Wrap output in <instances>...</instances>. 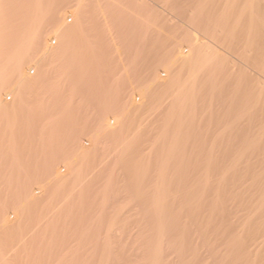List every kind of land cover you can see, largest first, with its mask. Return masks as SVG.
Returning a JSON list of instances; mask_svg holds the SVG:
<instances>
[{"label": "rangeland", "instance_id": "obj_1", "mask_svg": "<svg viewBox=\"0 0 264 264\" xmlns=\"http://www.w3.org/2000/svg\"><path fill=\"white\" fill-rule=\"evenodd\" d=\"M7 1L0 263L264 264V74L213 36L239 9Z\"/></svg>", "mask_w": 264, "mask_h": 264}, {"label": "bare ground", "instance_id": "obj_2", "mask_svg": "<svg viewBox=\"0 0 264 264\" xmlns=\"http://www.w3.org/2000/svg\"><path fill=\"white\" fill-rule=\"evenodd\" d=\"M7 1V0H6ZM212 1V0H211ZM220 1H222V0H220ZM8 2V1H7ZM12 2V1H11ZM204 2V1H203ZM209 2V1H208ZM5 3V2H4ZM218 4H219V2H217ZM223 3V2H222ZM224 7H225V9H233V7H235L237 10L239 9V11H238V17H237V20H236V17H234V15H233V17H232V19H234L235 18V20H236V22L234 23V26H233V28H232V30L231 31H228V30H226L227 28H226V22H230V21H226V18H223L224 19V21L222 22L221 21V25L223 26L221 29H215V28H213L214 29V34L213 33H211V36H212V34H213V36L214 35H216V36H219V34H221V36L222 37H220L219 36V38L221 39V41H223L224 43L226 42V44L227 45H224V46H227L230 50H232L234 53H236V55L237 54H239V52H240V54L242 55L241 56V58H244L245 60L247 59L249 62L248 63H251L254 67H256L257 69H259V71L258 72H261V73H263L264 74V0H225L224 1ZM37 2H36V5H35V7L36 8H34V10L36 9V14H37V12H38V14H40L41 15V9H39L38 7H37ZM198 4V3H197ZM28 6V5H27ZM213 6V5H212ZM221 6V5H220ZM223 6V5H222ZM221 6V7H222ZM230 7V8H229ZM3 8V7H2ZM28 8V7H27ZM220 8V7H219ZM177 9V8H176ZM12 11V10H11ZM226 11V10H225ZM225 11H224V13H225ZM230 12H231V10H229ZM8 12V11H7ZM46 12V11H45ZM227 12V11H226ZM22 13V12H21ZM232 13V12H231ZM234 13V12H233ZM232 13V14H233ZM237 13V12H236ZM44 14V13H43ZM232 14H230L229 13V16H231ZM235 14V13H234ZM4 15V14H3ZM34 15V14H33ZM197 15V14H196ZM227 15H228V13H227ZM38 16V15H37ZM212 16V15H211ZM235 16H237V14H235ZM28 17V16H27ZM193 17V16H192ZM196 17V16H195ZM220 17H221V15H220ZM15 18V17H14ZM44 18V17H43ZM190 18V17H189ZM218 18V17H217ZM9 19V18H8ZM35 19V18H34ZM38 20V19H37ZM193 20V19H192ZM198 20V19H197ZM200 21V20H199ZM35 23V22H34ZM231 23V22H230ZM12 25V24H11ZM22 25V24H21ZM193 26V25H192ZM236 26H238V27H242V29L245 31L244 33H243V35H242V37L241 38H243V42H242V40L240 39H237L236 38V34H235V32H239L240 33V31H236L237 30V27ZM38 28V27H37ZM210 28V27H209ZM230 28H231V26H230ZM224 30H226V31H228V32H226V33H224L223 31ZM14 32V31H13ZM210 32V31H209ZM212 32V31H211ZM242 32V31H241ZM27 33V32H26ZM238 33V35H240ZM21 34V33H20ZM11 37V36H10ZM25 37V36H24ZM215 38H217V37H215ZM25 38H23V41H22V39H21V41L22 42H20V44L17 46V48L16 47H14V48H16V49H14L12 52H11V54L9 55V58H8V62H10L11 64H12V67L14 68V69H16V70H20L23 66H22V61H23V59L25 58V55H27L26 54V52H27V50H28V34H27V37H26V39L24 40ZM212 39H214V38H212ZM211 40V39H210ZM217 40V39H216ZM218 41H220V40H218ZM31 42V41H30ZM33 42V41H32ZM208 44V43H207ZM220 44V43H219ZM222 47V46H221ZM10 49V48H9ZM200 50H201V48H200ZM204 50V49H203ZM209 50H211V48L209 49ZM202 51V50H201ZM207 51V50H206ZM213 51V50H212ZM227 51V50H226ZM221 52V51H220ZM228 52V51H227ZM205 53V55L204 56H206V58L208 59V57L207 56H212V54L210 53H208V55H207V53L206 52H204ZM213 53H214V51H213ZM216 54H218L217 52H215L214 54H213V57H215L217 60H219V58H217L216 57ZM230 54V53H229ZM28 56V55H27ZM240 56V55H239ZM236 57V56H235ZM234 57V58H235ZM224 57H222V59H223ZM221 59V58H220ZM238 59V58H237ZM7 60V59H6ZM203 60H205V58L203 59ZM226 59H224L223 60V62H222V60H221V62L222 63H225L226 61H225ZM246 60V61H247ZM27 61H29V59H27ZM234 61V60H233ZM7 62V63H8ZM217 62V61H216ZM5 63V62H4ZM27 63V62H26ZM210 63V62H209ZM212 63V62H211ZM228 63V62H227ZM227 63H225V67H227L228 66V64ZM242 63V62H241ZM215 64V63H214ZM229 65H232L230 62H229ZM245 65V64H244ZM29 66V65H28ZM222 66H223V64H222ZM252 66V67H253ZM214 67H216L215 65H214ZM246 67V66H245ZM248 67V66H247ZM8 68V67H7ZM10 68V67H9ZM26 68V67H25ZM221 68V67H220ZM228 68V67H227ZM230 68L231 67H229L228 69L230 70ZM252 69V68H251ZM15 70V71H16ZM22 70V69H21ZM221 70V69H220ZM27 72H28V70H27ZM231 72H232V70H231ZM234 72V71H233ZM232 72V73H233ZM243 72V71H242ZM255 72V71H254ZM24 73V72H23ZM239 73H240V71H239ZM238 73V74H239ZM241 74V73H240ZM20 75V74H19ZM232 75V74H231ZM237 75V74H236ZM262 75V74H261ZM1 76V75H0ZM4 76V75H3ZM6 76V75H5ZM28 76V75H27ZM229 76V75H228ZM242 76V75H241ZM256 77V76H255ZM5 77H3V79H4ZM1 79V78H0ZM2 79V80H3ZM6 79V78H5ZM4 79V81H6ZM23 79V78H22ZM3 81V82H4ZM29 81V80H28ZM1 82V81H0ZM254 82V81H253ZM26 83V82H25ZM33 83V82H32ZM257 84H259L258 82H257ZM262 84V83H261ZM1 85V84H0ZM29 85V84H28ZM260 85V84H259ZM32 86V85H31ZM264 85H262V87H263ZM259 88H260V86H259ZM264 89V88H263ZM262 89V90H263ZM259 91H261V90H259ZM1 100V99H0ZM2 102V101H1ZM5 103V102H4ZM20 104H22V103H20ZM1 105H3V103H0V108L1 109H5V107H4V105L3 106H1ZM14 105V104H13ZM23 105V104H22ZM5 106H6V104H5ZM4 107V108H3ZM12 107V106H11ZM16 108V107H15ZM21 108V107H20ZM6 110V109H5ZM181 110V109H180ZM195 110V109H194ZM7 111V110H6ZM16 111H18V110H16ZM213 112V111H212ZM212 112L210 111V113H211V115H213L212 114ZM10 113H12V112H10ZM19 113V112H18ZM14 115H16V113L14 112ZM181 115V114H180ZM8 116V115H7ZM13 116V115H12ZM6 119H7V117H5ZM10 118H11V116H10ZM17 118V117H16ZM8 122H10V123H12L10 120H8ZM8 124V125H12V124ZM14 123V122H13ZM4 124H5V121H4ZM14 125V124H13ZM6 127H7V124H6ZM14 127H15V125H14ZM9 128V127H8ZM13 128V127H12ZM14 129V128H13ZM8 130V129H7ZM16 130V129H15ZM11 132V131H10ZM12 133V132H11ZM10 133V134H11ZM9 135V134H8ZM28 136V135H27ZM8 138H10V135L8 136ZM11 138H13V137H11ZM10 138V139H11ZM14 144V143H13ZM10 145H12V144H10ZM15 145V144H14ZM128 145V144H127ZM16 146V148H17V145H15ZM10 146H8V148H9ZM129 147V146H128ZM127 146H126V148H128ZM171 148H172V146H171ZM15 149V148H14ZM11 150V149H10ZM127 150V149H126ZM170 150H172V149H170ZM8 151V150H7ZM16 151V149L15 150H13V152H15ZM17 152V151H16ZM172 152V151H171ZM18 153V152H17ZM168 153V152H167ZM169 155H172L171 153L170 154H168V156ZM15 156V155H14ZM167 157V156H166ZM15 159H17L16 158V156H15ZM162 159V158H161ZM173 159V158H172ZM19 160V159H18ZM18 160H17V162H18ZM164 160H166V158H164ZM164 160H163V162H164ZM169 160V159H168ZM168 160H167V162H168ZM16 160H14V162H15ZM13 162V164H15ZM162 162V163H163ZM12 163V161L10 162V164ZM19 163H20V161H19ZM165 163V162H164ZM9 164V163H8ZM170 164L172 165L173 164V161H172V163L170 162ZM12 165V164H11ZM22 165V164H21ZM13 166V165H12ZM160 166V165H159ZM162 166H163V164H162ZM164 167H165V165L162 167L163 169H164ZM169 167V166H168ZM168 167H167V169H168ZM23 168V167H22ZM14 170V169H13ZM18 170V169H17ZM20 170H22V169H20ZM19 171V170H18ZM167 171V170H166ZM142 172V171H141ZM160 172V171H159ZM163 172V171H162ZM165 174V173H164ZM163 174V175H164ZM141 176V175H140ZM160 177V176H159ZM139 179V178H138ZM162 180V179H161ZM160 180V181H161ZM165 181V180H164ZM162 184V183H161ZM139 185V184H138ZM161 187V186H160ZM139 188V187H138ZM140 190V189H139ZM164 191V190H163ZM139 194V193H138ZM156 194V193H155ZM141 195V194H140ZM21 197V196H20ZM29 197V196H28ZM155 197V196H154ZM163 198V197H162ZM24 199V198H23ZM22 199V200H23ZM164 199H166V197L164 198ZM21 200V201H22ZM152 200V199H151ZM17 202V201H16ZM15 202V203H16ZM26 203V202H25ZM14 204V203H13ZM18 204H19V201H18ZM17 204V205H18ZM29 204H30V202H29ZM161 204H162V202H161V197H160V195L158 196V198H157V201L155 202V211L157 212V213H160V206H161ZM16 205V204H15ZM15 205H14V207H15ZM163 205V204H162ZM13 206V205H12ZM162 207V206H161ZM164 207V206H163ZM20 208V207H19ZM150 209H151V207H150ZM2 210V209H1ZM162 210H163V208H162ZM3 211H5L4 209H3ZM3 211H0L1 212V214H2V212ZM164 214H166V213H164L163 212V215ZM3 215V214H2ZM4 217H5V215H4ZM164 217V216H163ZM157 218V217H156ZM1 219V218H0ZM163 219V218H162ZM9 222H11V221H9ZM1 223V222H0ZM161 225H162V223H161ZM158 226V225H157ZM12 227V226H11ZM9 232V231H8ZM1 245V244H0ZM6 252V251H5ZM11 252V251H10ZM155 253H157V251L155 252ZM7 254V253H6ZM158 256V255H157ZM155 257H156V255H155ZM4 258V257H3ZM157 259H158V257H157ZM7 261V260H6ZM8 262V261H7ZM4 263H5V261H4ZM1 264V263H0ZM3 264V263H2ZM8 264V263H7Z\"/></svg>", "mask_w": 264, "mask_h": 264}]
</instances>
